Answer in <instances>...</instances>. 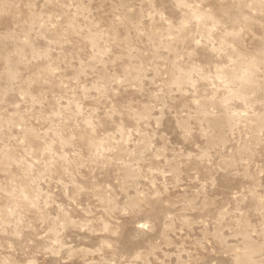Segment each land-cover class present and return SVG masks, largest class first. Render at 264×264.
Returning a JSON list of instances; mask_svg holds the SVG:
<instances>
[{
	"label": "rangeland",
	"instance_id": "1",
	"mask_svg": "<svg viewBox=\"0 0 264 264\" xmlns=\"http://www.w3.org/2000/svg\"><path fill=\"white\" fill-rule=\"evenodd\" d=\"M0 264H264V0H0Z\"/></svg>",
	"mask_w": 264,
	"mask_h": 264
}]
</instances>
